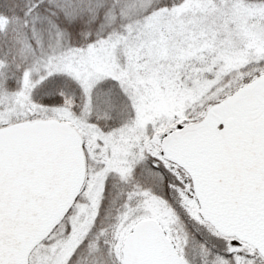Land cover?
<instances>
[{
	"label": "snow or ice",
	"instance_id": "snow-or-ice-1",
	"mask_svg": "<svg viewBox=\"0 0 264 264\" xmlns=\"http://www.w3.org/2000/svg\"><path fill=\"white\" fill-rule=\"evenodd\" d=\"M0 264H264V0H0Z\"/></svg>",
	"mask_w": 264,
	"mask_h": 264
}]
</instances>
